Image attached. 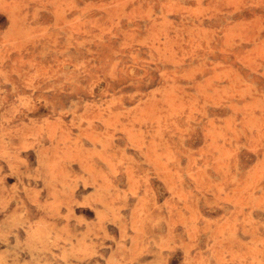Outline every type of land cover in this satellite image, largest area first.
I'll use <instances>...</instances> for the list:
<instances>
[{"label": "rangeland", "instance_id": "374dc122", "mask_svg": "<svg viewBox=\"0 0 264 264\" xmlns=\"http://www.w3.org/2000/svg\"><path fill=\"white\" fill-rule=\"evenodd\" d=\"M0 264H264V0H0Z\"/></svg>", "mask_w": 264, "mask_h": 264}]
</instances>
